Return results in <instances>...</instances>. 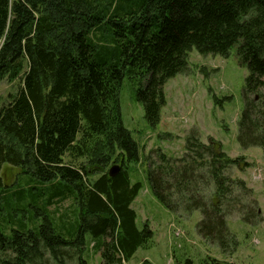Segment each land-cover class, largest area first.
Returning a JSON list of instances; mask_svg holds the SVG:
<instances>
[{
    "label": "trees",
    "instance_id": "16d2710c",
    "mask_svg": "<svg viewBox=\"0 0 264 264\" xmlns=\"http://www.w3.org/2000/svg\"><path fill=\"white\" fill-rule=\"evenodd\" d=\"M233 45L248 70L237 140L264 152V0H0V82L19 78L0 100V211L10 214L14 195L22 204L29 195L41 217L34 225L27 211V221L0 226V264H88V234L103 264H122L147 246L152 232L136 225L131 207L142 184L129 170L151 157H140L123 124L122 81L136 80L135 96L155 126L163 85L188 69V52L228 56ZM212 141L189 135L182 157L160 152L145 173L160 203L200 211L198 233L233 253L226 214L239 202L235 188L240 197L245 189L224 170L240 158ZM4 164L29 174L26 190L5 189ZM66 198L73 219L56 222L47 206Z\"/></svg>",
    "mask_w": 264,
    "mask_h": 264
},
{
    "label": "rangeland",
    "instance_id": "374dc122",
    "mask_svg": "<svg viewBox=\"0 0 264 264\" xmlns=\"http://www.w3.org/2000/svg\"><path fill=\"white\" fill-rule=\"evenodd\" d=\"M247 73V68L238 62L236 45L231 47L228 56L201 54L192 48L188 52V69L168 78L163 85L165 104L155 126L148 124L143 104L135 96L136 80L128 76L123 79L118 95L123 124L138 143L140 157H151L147 163L130 165L131 181L138 180L142 184L131 207L136 211V225L141 227L146 222L152 235L147 246L138 247L122 264H182L187 258L193 264H264V152L259 146L242 147L237 140ZM18 84L19 78H4L0 82V100L3 103L7 102L9 93L16 91ZM189 135L205 144L213 140L226 155L240 158L237 164L224 170L231 179L243 181L245 189V194L240 197L239 193L243 191L238 192L240 188H235L233 195L239 196V202L235 200L226 214L227 227L237 241L233 253H222L216 243L198 233L200 211H186L181 207L167 209L151 192L145 168L152 162H159L157 156L160 152L172 160L182 157ZM198 172L203 173L204 170ZM1 174L7 186L5 189L26 190L28 187L29 174L21 172L19 167L4 164ZM196 186L200 190L203 188L199 183ZM202 194L206 192L202 191ZM26 196V204H22L14 195L10 214H7V208H2L0 226L3 229L7 223L27 221V211L34 225L38 224L41 217L36 215L34 206L37 204L29 195ZM47 207L56 222L60 218L73 219L71 198L53 202ZM245 211L251 214L253 221L243 220L241 212ZM30 224L28 222L27 226ZM91 239L89 234L86 235L83 256L88 264H103Z\"/></svg>",
    "mask_w": 264,
    "mask_h": 264
},
{
    "label": "water",
    "instance_id": "95a60500",
    "mask_svg": "<svg viewBox=\"0 0 264 264\" xmlns=\"http://www.w3.org/2000/svg\"><path fill=\"white\" fill-rule=\"evenodd\" d=\"M118 171V166H116V165H114V166H112L110 169H109V175L110 176H113V175H115V173Z\"/></svg>",
    "mask_w": 264,
    "mask_h": 264
}]
</instances>
